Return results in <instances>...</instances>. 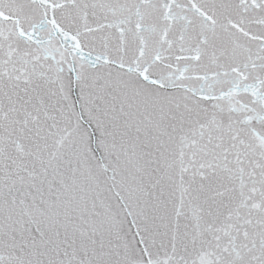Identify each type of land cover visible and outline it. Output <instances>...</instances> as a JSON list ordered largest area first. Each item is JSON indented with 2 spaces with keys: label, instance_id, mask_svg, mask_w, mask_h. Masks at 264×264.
<instances>
[{
  "label": "snow or ice",
  "instance_id": "snow-or-ice-1",
  "mask_svg": "<svg viewBox=\"0 0 264 264\" xmlns=\"http://www.w3.org/2000/svg\"><path fill=\"white\" fill-rule=\"evenodd\" d=\"M0 264H264V0H0Z\"/></svg>",
  "mask_w": 264,
  "mask_h": 264
}]
</instances>
